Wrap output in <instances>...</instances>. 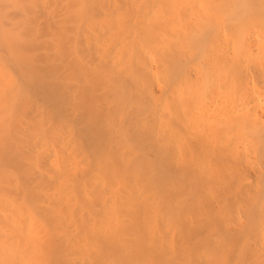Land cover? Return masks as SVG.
<instances>
[{"label": "bare ground", "instance_id": "bare-ground-1", "mask_svg": "<svg viewBox=\"0 0 264 264\" xmlns=\"http://www.w3.org/2000/svg\"><path fill=\"white\" fill-rule=\"evenodd\" d=\"M20 1L0 264H264V0Z\"/></svg>", "mask_w": 264, "mask_h": 264}, {"label": "rangeland", "instance_id": "rangeland-1", "mask_svg": "<svg viewBox=\"0 0 264 264\" xmlns=\"http://www.w3.org/2000/svg\"><path fill=\"white\" fill-rule=\"evenodd\" d=\"M17 2H18V1H17ZM19 2H21V1L19 0ZM22 2H23V1H22ZM23 3H24V4H23ZM23 3H20V4L25 5L26 2H23ZM26 5H27V3H26ZM26 5H25V7H26ZM29 6H30V5H29ZM27 8H28V7H27ZM27 8H25V9H27ZM28 9H30V7H29ZM26 11H27V10H26ZM28 11H29V10H28ZM28 11H27V13H29L30 11L32 12L33 10L30 9V11H29V12H28ZM31 12H30V13H31ZM2 14H4V13H1L0 15H2ZM32 15H34V14L32 13L31 16H32ZM2 16H3V15H2ZM12 16H14V17H12V18H15V19L19 18V17H17V16H19V15H14V14H13ZM16 17H17V18H16ZM32 17L35 18V16H32ZM33 18H31V19L34 20ZM19 19H20V18H19ZM21 19H22V17H21ZM38 19H39V18H38ZM30 22L32 23V21H30ZM28 27H29V28H30V27L32 28V26H28ZM9 28H10V27H7V33H11V31L9 32V30H10ZM29 28H28V29H29ZM31 28H30V29H31ZM23 29H25V30H24V31H25L24 33L26 34V27H25V28L23 27ZM21 31H22V30H21ZM28 32H29V30L27 31V34H28ZM31 32H32V31L30 30L29 34H30ZM20 33L23 34V31L20 32ZM27 34H26V35H27ZM24 36H25V35H24ZM29 36H30V35H29ZM29 36H28V37H29ZM26 37H27V36H26Z\"/></svg>", "mask_w": 264, "mask_h": 264}]
</instances>
